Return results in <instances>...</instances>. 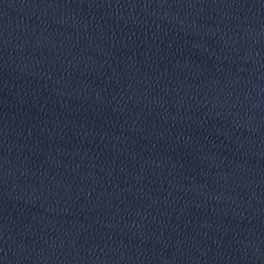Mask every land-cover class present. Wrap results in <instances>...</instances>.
I'll return each instance as SVG.
<instances>
[{
	"label": "water",
	"instance_id": "water-1",
	"mask_svg": "<svg viewBox=\"0 0 264 264\" xmlns=\"http://www.w3.org/2000/svg\"><path fill=\"white\" fill-rule=\"evenodd\" d=\"M0 264H264V0H0Z\"/></svg>",
	"mask_w": 264,
	"mask_h": 264
}]
</instances>
